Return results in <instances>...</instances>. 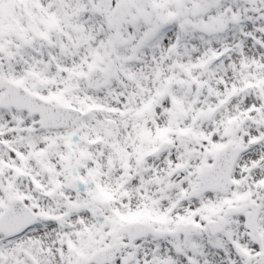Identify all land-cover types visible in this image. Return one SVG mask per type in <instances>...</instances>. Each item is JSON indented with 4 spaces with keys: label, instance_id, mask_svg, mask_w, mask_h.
<instances>
[{
    "label": "snow or ice",
    "instance_id": "6c2138e0",
    "mask_svg": "<svg viewBox=\"0 0 264 264\" xmlns=\"http://www.w3.org/2000/svg\"><path fill=\"white\" fill-rule=\"evenodd\" d=\"M0 264H264V0H0Z\"/></svg>",
    "mask_w": 264,
    "mask_h": 264
}]
</instances>
